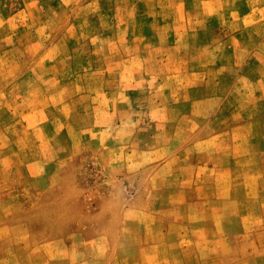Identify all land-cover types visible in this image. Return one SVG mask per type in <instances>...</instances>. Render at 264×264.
Returning <instances> with one entry per match:
<instances>
[{
	"label": "rangeland",
	"instance_id": "374dc122",
	"mask_svg": "<svg viewBox=\"0 0 264 264\" xmlns=\"http://www.w3.org/2000/svg\"><path fill=\"white\" fill-rule=\"evenodd\" d=\"M0 264H264V0H0Z\"/></svg>",
	"mask_w": 264,
	"mask_h": 264
}]
</instances>
